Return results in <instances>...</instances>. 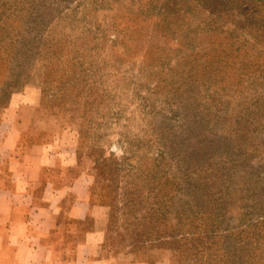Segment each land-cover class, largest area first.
I'll return each mask as SVG.
<instances>
[{
  "label": "rangeland",
  "instance_id": "374dc122",
  "mask_svg": "<svg viewBox=\"0 0 264 264\" xmlns=\"http://www.w3.org/2000/svg\"><path fill=\"white\" fill-rule=\"evenodd\" d=\"M170 3L0 0V115L75 154L120 264H264L263 41Z\"/></svg>",
  "mask_w": 264,
  "mask_h": 264
},
{
  "label": "crops",
  "instance_id": "0c3cea01",
  "mask_svg": "<svg viewBox=\"0 0 264 264\" xmlns=\"http://www.w3.org/2000/svg\"><path fill=\"white\" fill-rule=\"evenodd\" d=\"M25 123L21 113L0 115V264H120L91 175Z\"/></svg>",
  "mask_w": 264,
  "mask_h": 264
},
{
  "label": "trees",
  "instance_id": "16d2710c",
  "mask_svg": "<svg viewBox=\"0 0 264 264\" xmlns=\"http://www.w3.org/2000/svg\"><path fill=\"white\" fill-rule=\"evenodd\" d=\"M166 11L177 18L172 24L182 29V35L189 37L191 42L199 35L204 39L228 29L232 33L240 30V35L253 34L258 43L263 41L264 44V13L258 10L255 0H186L184 5L173 0ZM167 32L175 34L171 27ZM194 50L200 55L202 49L194 47Z\"/></svg>",
  "mask_w": 264,
  "mask_h": 264
}]
</instances>
